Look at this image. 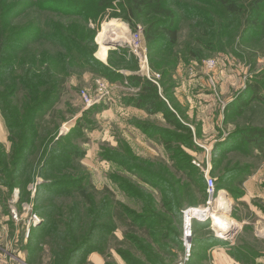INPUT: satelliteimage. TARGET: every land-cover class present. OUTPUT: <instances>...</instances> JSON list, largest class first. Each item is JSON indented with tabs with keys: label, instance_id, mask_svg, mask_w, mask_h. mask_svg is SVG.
<instances>
[{
	"label": "rangeland",
	"instance_id": "374dc122",
	"mask_svg": "<svg viewBox=\"0 0 264 264\" xmlns=\"http://www.w3.org/2000/svg\"><path fill=\"white\" fill-rule=\"evenodd\" d=\"M12 1L16 0H0V24L3 26L5 11ZM17 1L22 3L23 0ZM235 1L240 2L241 6L238 15L233 17L217 8L210 10V22L192 19L179 11L182 19L178 44L172 47L171 52L153 57L152 66L155 69H152L149 60L151 73L160 76L156 80L161 96L171 111L178 115L181 124L189 129L190 135L179 126L169 125L162 114H155L150 119L139 118L119 107H110L111 102L99 105L101 109L90 112L93 108L87 109L83 104L80 91L87 89L95 95L97 83L108 80L101 71L76 68L80 70L77 71L78 75L68 78L62 86L58 103L36 119L37 126L28 131L29 144L33 143V147L28 152L27 166L23 168L26 176L19 177L11 172L13 162L22 154L18 147L27 137L22 132L12 133L14 139L17 136L22 139L14 145L0 110V126L5 130L3 134L0 131V259L10 264H66L70 250L74 247L59 253L58 247H69L64 240L51 241L45 236L35 240L33 237L40 234L37 230L39 225L30 228V240L25 223L31 213L37 214L41 223L47 218L36 212L35 198L39 187L70 176L76 178L75 181L82 180L86 195L75 196L77 201L65 196L43 195L40 206H56L70 225L68 211L79 202L83 220L79 233L81 240L88 237L94 223L93 218L87 217L86 213L94 216L105 199L118 202L140 215H145L144 207H148L144 202L146 200L151 202L158 215L155 227L149 229L151 227L146 226L149 227L147 230L133 225L125 215L121 217L119 208V217L111 219L114 231L99 232L100 239L92 242V248L98 250L89 252L83 261L75 264H221L209 252V248L216 245L224 248L234 261L233 264H264V149L243 144L236 145L230 151L222 148L220 153H214L219 143L228 140L237 142L241 132L253 129L264 131V102L252 104L242 111L229 109L230 104L250 86L259 85L264 91V38L261 37L264 31L257 28L256 32L247 33L248 28L255 26L253 23L259 22V19L247 0ZM185 4L194 8L195 5L201 6L197 3L192 5L191 2ZM258 12L264 14V6ZM39 16L42 20L50 17L48 14L39 15L29 11L14 24L22 26ZM53 18L52 22L56 25H70V30L75 31L83 47H95L97 60H100L99 48L106 25L112 22L125 24L124 34L121 33L125 39L129 31H133L129 24L110 14L98 26L79 18ZM247 18L250 25L246 27ZM153 21H141L138 26L144 32V26L148 27ZM121 43L124 44L123 41ZM207 43L210 44L208 48L204 46ZM45 48L51 47L45 45ZM114 50L110 48L109 52ZM106 61L107 58L102 62ZM19 72L17 70L13 77ZM4 87L1 85L0 90L7 92ZM16 98L14 106L22 112L26 103L24 92L20 91L12 100ZM109 109L112 112L108 115L105 112ZM20 120L23 122L24 116ZM135 122H144L158 131L175 135L177 140L174 141L172 152H168L165 144L149 136ZM190 136L191 140L188 139ZM56 143L61 144L54 146ZM63 144L79 154L71 157L65 167H59L60 164L46 166L45 159L49 152L62 150L65 153L60 148ZM204 147L211 151L208 153ZM174 152L188 156L192 165L194 162L201 164L203 170L194 166L203 177V172L209 168L210 175L216 180V194L210 206L206 187L204 192V188H198L194 182L191 184V180L174 168L175 162L171 159ZM111 154H116L120 163L113 161V157L109 156ZM174 155L180 156L177 153ZM122 157L128 158L146 172H154L173 181L174 190L181 189V195L179 191L177 195L183 197L182 205L179 206L176 199L171 205L164 206V196L153 187L150 176L141 177L127 170L126 166L121 165ZM41 173L44 178L40 176ZM115 177L138 192L142 191L146 197L137 199L136 194L118 185ZM250 180H254L257 185L256 193L253 192L255 196H249L245 188ZM6 182L13 188L9 189ZM105 190L109 191L105 193ZM220 196L224 197L226 203L221 213H225L223 215L227 217V223L216 226L211 219L195 221L192 256L186 261L182 242L184 212L195 208L217 213V199ZM24 205L31 208L30 213L24 211ZM13 211H16L17 219ZM66 229L62 228L61 232H66ZM58 253L63 258L61 262L57 259Z\"/></svg>",
	"mask_w": 264,
	"mask_h": 264
},
{
	"label": "trees",
	"instance_id": "16d2710c",
	"mask_svg": "<svg viewBox=\"0 0 264 264\" xmlns=\"http://www.w3.org/2000/svg\"><path fill=\"white\" fill-rule=\"evenodd\" d=\"M23 0L22 3L18 1H12V4L8 5L5 11L4 26L0 24V86L5 85L4 92L0 90V110L10 135L16 131L25 133L26 137L23 140V144L18 147V150L22 152L18 158L13 162L12 174L26 176L23 172V168L27 166L28 152L32 150L33 143H30L28 137L29 130L31 131L37 125L36 119L42 116L47 109H51L58 103L61 93V88L68 80V78L78 75L76 68H84L81 70H94L105 73L104 77L110 83H124L128 82L130 86L139 87L140 92L136 95H129L123 99L125 106L137 108L145 111L149 115L162 114L165 121L171 126H179L180 129L191 132L186 126H183L178 120V115L172 112L167 102L160 94L159 88L151 81L141 78L138 75H131L125 78L120 70L137 71L138 61L136 57L130 53L129 49L123 47L118 48L112 52H109L108 65L95 58V47L85 48L77 40L76 34L70 25L61 26L60 24H54L53 16L56 18H74L81 19L85 23H94L97 26L101 24L102 20L107 15H112L114 18L121 19L123 22L129 24L133 31L137 30L141 21L156 20L150 23L148 27L144 26V37L148 50V58L151 63L152 59L159 57L166 52H171L173 46L178 44V31L180 27L181 16L178 14L185 13L187 17L192 19H200V21H211L212 12L210 10L222 9L228 15L235 17L241 10L240 2L235 0ZM250 8L256 15L259 22H254L255 26H250L247 33H254L258 29L264 31V14L258 12L261 6H264V0H247ZM8 2V1H7ZM185 2H191L192 5L197 3L200 7L195 5L194 7H187ZM197 6V7H196ZM179 9V10H178ZM29 11H34L39 15H50L47 20H42L41 17H35L25 25L16 26L14 21L20 17L25 16ZM250 21L249 18L246 22ZM246 24L249 26L250 23ZM260 24V25H259ZM143 25V24H142ZM212 26V25H211ZM210 28L212 29V27ZM260 26V27H258ZM209 36V34H207ZM212 35V34H211ZM210 35V36H211ZM264 38V34L261 36ZM98 39V38H97ZM200 43V42H198ZM202 44V43H201ZM45 45L51 48H45ZM210 44L204 45L208 48ZM38 46V49H37ZM40 46V47H39ZM37 49V50H36ZM193 56H198L192 52ZM154 57V58H153ZM133 67V68H131ZM20 70L19 74L13 77L15 72ZM23 91L25 94L26 102L22 112L17 110L12 100L14 96H18L19 92ZM264 102V91L260 89L259 85L250 86L249 89L243 93L238 99L230 104L229 109L242 111L252 104L258 105L259 102ZM101 107H94L90 112L99 110ZM21 116H24V121L20 120ZM137 121V120H132ZM136 125L141 128L145 133L154 139H159L166 145L168 152H172L174 141H176L175 135L158 131L144 122H135ZM240 139L228 140L223 143L217 144L214 149V153H220L224 148L226 151H230L236 145H250L256 149H264V131L261 130H247L239 133ZM12 138V142L22 141L19 136ZM22 138V137H21ZM172 139V141L170 140ZM191 140V136L188 138ZM232 142V143H231ZM29 144V145H28ZM61 143H56L54 146ZM245 146V145H244ZM1 147V146H0ZM64 149L48 153L46 157L47 165L53 164V166L59 167L67 166L71 157L78 155V151L68 145L63 144ZM225 151V152H226ZM179 154L177 157L174 154ZM112 160L116 163H120V158L116 157V154H111ZM121 165L126 166L127 170L133 173H137L144 176H150L153 187L158 189L164 196L163 205H171L172 201L176 199L179 202V206L182 205L181 189L175 191L173 181L171 182L167 178H163L158 174L146 172L140 166L130 162L128 158H121ZM171 159L175 162L174 168L178 169L183 176H185L189 182H194V185L203 189L205 192L206 182L199 170L191 164V160L185 154L181 152H174L171 154ZM45 166V167H46ZM143 175V176H142ZM44 178V174H40ZM146 176V177H147ZM76 178L68 176L65 179L54 180L50 183L43 184L37 190L35 205L36 212L42 216H47L37 227L39 236L33 237L35 240L38 237L45 236L50 238L51 241L59 239L65 241L69 247L59 248V253L68 251L70 247H74L69 253V258L66 264L79 263L83 261L86 255L98 250L92 248L95 240H99V232L114 231L111 226V219L119 217V210L121 209V217H125L131 220V223L138 228L152 229L157 223L158 215L154 212L151 202L148 207H144L145 215L137 214L127 210L123 205L115 201H107L105 199L96 209L95 215L92 213H86L87 217H92L94 223L86 239H79V233H81L83 220L80 216L79 202L73 204L69 209L68 215L70 216V225H68L64 213L61 212L56 206L42 207L41 197L43 195L51 197L53 195L65 196L73 198L77 201L76 197L79 194L86 195V188L81 179L75 181ZM115 181L123 187L136 194V198L144 199L145 194L136 189L131 188L130 185L118 178H114ZM14 180V178H13ZM7 183V182H6ZM151 184V185H152ZM9 189L13 188V185L8 184ZM109 190H105V193ZM190 191V189H188ZM81 195V196H83ZM151 199V198H150ZM152 200V199H151ZM149 200V201H151ZM120 208V209H119ZM124 211V212H123ZM153 211V212H151ZM64 220H63V219ZM107 220V221H106ZM96 224V222H98ZM106 221V222H104ZM150 226L151 228H147ZM62 228H67L66 232H61ZM30 240L31 237L29 235ZM93 251V252H92ZM57 255L59 262L63 261L61 255ZM61 260V261H60Z\"/></svg>",
	"mask_w": 264,
	"mask_h": 264
},
{
	"label": "built area",
	"instance_id": "2783aa9c",
	"mask_svg": "<svg viewBox=\"0 0 264 264\" xmlns=\"http://www.w3.org/2000/svg\"><path fill=\"white\" fill-rule=\"evenodd\" d=\"M123 43L124 46L127 49H129L130 53L136 57L138 64L140 66L141 74L144 77H146L148 80L152 81L154 84L159 86V84L157 83L158 80H156V78L159 79L160 76L151 73L150 70L148 50L146 47L145 39L143 38V28L141 26H138L137 30L129 31L128 36L123 41ZM125 86L127 87V89H131L132 93L134 94H137L139 92V89L130 88L128 82H125ZM79 95L82 99L83 104L87 107V109H91L99 105L109 103L112 101L111 84L105 80L99 81L97 83L95 95L90 94L87 89L81 90ZM204 148L208 153L211 151V149L208 150L206 147ZM194 165L202 170L204 169V167L197 162H194ZM203 174L206 182V192L209 197L208 205L210 206L216 194V190H215L216 180L210 175L209 168L206 172H203ZM23 207H24V211H28L30 213L31 208L25 205ZM201 211H202L201 209L191 208L184 212L182 242L184 249L186 251V255H185L186 261H188L189 258H191L192 256L191 255L193 249L192 242L194 240L193 224L195 223V221H199V219H202V221L206 220V218H201L202 215L205 216V213H201ZM13 214H14V218L17 219L16 211H13ZM199 214L201 215L200 217ZM40 223H41V218H39L37 214L31 213L29 215L27 223H25L27 229V238L29 237L30 234V228L36 227ZM0 264H10V262L0 259Z\"/></svg>",
	"mask_w": 264,
	"mask_h": 264
},
{
	"label": "crops",
	"instance_id": "0c3cea01",
	"mask_svg": "<svg viewBox=\"0 0 264 264\" xmlns=\"http://www.w3.org/2000/svg\"><path fill=\"white\" fill-rule=\"evenodd\" d=\"M146 43V42H145ZM147 47V46H146ZM108 55H109V52H108ZM107 60H108V57H107ZM100 61V60H99ZM103 63H108V61L106 62H103ZM139 66V64H138ZM120 73L125 77L127 78L128 76H131V75H138L140 76L141 78H144V79H147L146 77H144L141 72H140V66L138 67V70L135 71V72H131V71H128V70H120ZM148 80V79H147ZM150 81V80H149ZM108 82V81H107ZM127 82V81H125ZM125 82L124 83H120V82H116V83H110L111 84V90H112V101L109 106L112 107V106H115V107H119L122 111H127V112H130L132 114H135L134 116L135 117H145L146 119H150L152 118L154 115H149L148 113H146L145 111L143 110H140V109H137V108H133V107H128V106H125L124 103H123V99L126 97V96H131V95H136L134 93H132L131 89H127V87L125 86ZM152 82V81H151ZM153 83V82H152ZM157 86V85H156ZM158 87V86H157ZM130 88L132 89H139V92H140V88L139 87H133V86H130ZM179 93V92H177ZM138 94V93H137ZM165 100V99H164ZM115 103V104H114ZM112 105V106H111ZM118 108V109H119ZM119 109V110H120ZM110 112L111 109L107 110V113L108 115L111 114ZM154 118V117H153ZM133 120V119H132ZM1 129V133H5V130L2 126H0ZM248 182V181H247ZM246 190L248 191V193H250L249 196H252L254 195L253 192L256 193V190L255 188H257V185L255 184L254 180H250L247 185L245 186ZM255 196V195H254ZM224 248L223 247H217L214 246V247H210L209 248V252H212L213 253V256H214V260L217 261L218 263H221V264H233V260L229 257L228 253H225V250H223ZM224 251V252H223ZM225 256V257H224ZM220 257V258H219Z\"/></svg>",
	"mask_w": 264,
	"mask_h": 264
},
{
	"label": "bare ground",
	"instance_id": "6f19581e",
	"mask_svg": "<svg viewBox=\"0 0 264 264\" xmlns=\"http://www.w3.org/2000/svg\"><path fill=\"white\" fill-rule=\"evenodd\" d=\"M125 24L121 23V22H112L109 23L108 25H106L105 28V32L101 38V46L99 48V56L98 58L102 61H105V59L108 57V52L110 50V43L113 42H119L121 43V41H124V36H121V33L124 34L123 28H124ZM127 28V27H126ZM120 40V41H119ZM212 203V202H211ZM225 201H224V197L220 196L217 199V207L219 208V210L217 209V213H208V211L206 209H203L201 211V213H205V216H201L199 214V217L201 216V218H208L211 219L212 223L215 224L216 226H223L227 223V217H225L223 214L225 213H221L222 211L225 210ZM228 212V211H227ZM196 216V215H194ZM199 221H202V219H199Z\"/></svg>",
	"mask_w": 264,
	"mask_h": 264
},
{
	"label": "water",
	"instance_id": "95a60500",
	"mask_svg": "<svg viewBox=\"0 0 264 264\" xmlns=\"http://www.w3.org/2000/svg\"><path fill=\"white\" fill-rule=\"evenodd\" d=\"M123 47H125L124 44L119 43V42H115V43L111 42L110 43V48H113V49L123 48Z\"/></svg>",
	"mask_w": 264,
	"mask_h": 264
}]
</instances>
